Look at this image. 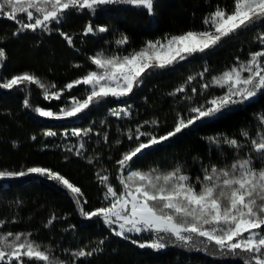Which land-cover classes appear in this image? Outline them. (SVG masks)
Here are the masks:
<instances>
[{
	"label": "trees",
	"instance_id": "1",
	"mask_svg": "<svg viewBox=\"0 0 264 264\" xmlns=\"http://www.w3.org/2000/svg\"><path fill=\"white\" fill-rule=\"evenodd\" d=\"M217 5L231 10L233 0H155L152 15L131 5H109L98 9L94 15L88 10L73 11L51 32L37 30L17 35H13L18 28L16 22L0 18V47L6 51V59L0 61V83L28 72L40 78L50 91L62 89L87 71L96 70L90 57L97 53L122 57L141 50L148 41L203 30L204 16ZM19 17L26 20V14ZM89 23L94 27L106 26L109 31L85 35L84 29ZM262 31L264 26L257 25L226 38L210 52L189 57L168 68L151 69L129 96L121 100L109 97L64 122L41 117L34 108L58 112L71 104L72 97H85V86L65 91L59 100L45 99L44 90L37 85L25 83L12 89L0 88V171L49 168L81 189V203L86 211L105 206L106 188L100 177L107 175L108 182L120 190L117 177L121 170L117 161L137 143L129 140L128 135H135L138 127L143 132L164 135L174 129L178 116L191 115V107L222 95L224 89L210 86L203 90L201 85L211 84L213 77L221 76L237 63L246 61L250 52L264 47L256 39ZM61 32L72 37V46ZM122 35L128 37V43L117 45ZM189 77L195 79L189 82ZM52 84L56 89L50 88ZM182 86L184 91L177 92ZM25 99L29 100L30 107L24 106ZM114 109H128L129 114L114 116L111 114ZM262 113L264 94H259L251 102L234 106L211 121L197 122L146 151L123 173L152 169L166 173L179 166L195 182L204 174L202 165L226 167L235 159L251 156L257 168L264 166V161L257 159L249 144L250 139L264 132V125L258 119ZM74 128H90L91 131L87 136L76 137L71 135ZM48 131L56 135L46 136ZM242 131H247L249 137L242 136ZM213 136L235 138L243 147L236 151L226 144L218 146L209 142L208 138ZM140 139L146 142L148 137ZM81 143L83 149H79ZM77 149L80 155L76 154ZM53 216L55 220L48 224ZM0 221H4L0 234L31 233V239L39 242L42 249L49 250L66 264H72L73 260L75 264H241L232 257L213 255L214 245H208L207 252L197 251L182 247L168 237H165L167 247L163 250L141 249L131 240L115 236L100 218L89 220L81 216L66 189L37 176L0 180ZM152 236L149 233L146 238H131L147 242ZM197 247L203 249L204 246ZM81 248L97 250L91 256L74 258L71 253Z\"/></svg>",
	"mask_w": 264,
	"mask_h": 264
},
{
	"label": "snow or ice",
	"instance_id": "2",
	"mask_svg": "<svg viewBox=\"0 0 264 264\" xmlns=\"http://www.w3.org/2000/svg\"><path fill=\"white\" fill-rule=\"evenodd\" d=\"M154 3L155 0H0V18L16 22L18 28L13 35L37 30L51 32L57 30L54 26L59 25L73 11L88 10L94 15L105 6L131 5L152 15ZM19 14H26V20L20 18ZM202 23L205 26L203 30H189L165 36L163 40L148 41L141 50L122 57L97 53L90 57L96 70L87 71L62 89L50 91L49 86L40 78L28 72L12 76L0 83V88L12 89L25 83L37 85L44 90L45 99L59 100L65 91L70 92L74 87L83 85L87 89L86 96L80 99L72 97L71 104L58 112L43 107L34 108L39 116L53 120L76 117L109 97L119 99L129 96L151 69H164L179 64L196 54L210 52L226 38L257 25L264 26V0H233L231 10L217 5L204 16ZM107 31L109 29L106 26L94 27L89 23L85 26L84 34ZM60 35L72 46L71 36L64 32ZM256 39L264 46V31ZM127 43L126 35L116 41L117 45ZM5 59L6 51L0 47V61ZM199 75L202 77L204 73ZM188 79L190 82L195 77ZM210 86L224 89L223 94L191 107V115L186 118L178 116L172 131L156 136L140 131L138 127L135 135H128L129 140L137 143L117 161L121 170V175L117 177L120 190L108 182L107 175L100 177L101 184L106 188L105 206L86 211L81 203V189L64 175L45 167H29L20 171L3 170L0 171V180L37 176L55 182L72 195L81 216L89 220L100 218L104 225L113 230L115 236L131 240V243L137 244L141 249L163 250L167 247L165 237H168L182 247L195 248L197 251L207 252L208 245H214L213 255L232 257L241 261V264H264V166L257 168L251 156L235 159L226 167L202 165L204 174L197 177L195 182L179 166L166 173L152 169L149 172L130 171L126 176L123 175L134 159L162 145L184 129L197 122L219 118L234 106L245 105L259 94H264V47L250 52L246 61L237 63L219 77H213L211 84H202L201 88L206 90ZM50 88L56 89V85L52 84ZM176 91L183 92V86ZM192 91L195 93L196 89L193 88ZM24 106L30 107L28 99H25ZM121 113L128 115L129 111H111L112 115L118 117ZM258 119L264 125V113ZM90 131V128H74L71 135L87 136ZM45 135L55 136L56 133L48 131ZM241 135L249 137L247 131H242ZM144 136L148 137L146 142L140 139ZM208 140L218 146L226 144L236 151L243 147L235 138L213 136ZM249 144L257 159L264 161V132L257 138L250 139ZM83 148L84 144L81 143L79 149ZM79 149L77 155H80ZM83 203L86 204L87 201ZM54 220L55 216L51 217L48 224ZM3 224L4 221H0V226ZM143 233H151L153 236L147 242H138L129 235ZM31 235L11 231L0 234V264H66L54 257L49 250L42 249L39 242L31 239ZM197 245L204 247L201 249ZM96 250L85 251L81 248L71 255L83 258L93 255ZM72 264H75V260Z\"/></svg>",
	"mask_w": 264,
	"mask_h": 264
},
{
	"label": "rangeland",
	"instance_id": "3",
	"mask_svg": "<svg viewBox=\"0 0 264 264\" xmlns=\"http://www.w3.org/2000/svg\"><path fill=\"white\" fill-rule=\"evenodd\" d=\"M196 55H200V54H196ZM195 55V56H196ZM124 97H122V98H119V100H121V99H123ZM117 99V98H116ZM76 117H78V116H76ZM76 117H69V118H66V119H63V120H54V121H57V122H64V121H68V120H71V119H73V118H76ZM53 120V119H52ZM130 172V171H129ZM128 174V172L126 173V174H124L123 173V175H127ZM113 227H116V226H113ZM147 234H149V233H143V234H139V235H136V234H129L131 237H135V238H146L147 237Z\"/></svg>",
	"mask_w": 264,
	"mask_h": 264
}]
</instances>
